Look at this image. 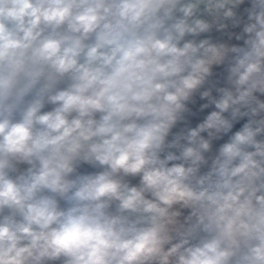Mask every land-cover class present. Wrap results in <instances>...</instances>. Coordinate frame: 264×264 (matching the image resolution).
Here are the masks:
<instances>
[{"label": "clouds", "instance_id": "obj_1", "mask_svg": "<svg viewBox=\"0 0 264 264\" xmlns=\"http://www.w3.org/2000/svg\"><path fill=\"white\" fill-rule=\"evenodd\" d=\"M0 264H264V0H0Z\"/></svg>", "mask_w": 264, "mask_h": 264}]
</instances>
